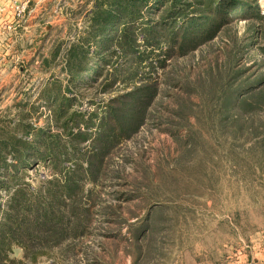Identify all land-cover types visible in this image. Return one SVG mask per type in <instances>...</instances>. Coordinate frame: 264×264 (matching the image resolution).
<instances>
[{"label": "rangeland", "instance_id": "rangeland-1", "mask_svg": "<svg viewBox=\"0 0 264 264\" xmlns=\"http://www.w3.org/2000/svg\"><path fill=\"white\" fill-rule=\"evenodd\" d=\"M97 1L0 0V140H28L36 152L25 167L8 151L0 154L8 164L1 179L16 171L35 187L86 165L81 153L98 134L99 114L134 88L121 74L110 83L103 75L83 86L70 80V54L88 46ZM258 2L260 16L225 20L185 55L176 47L170 58L155 50L147 61L154 67L144 68L158 86L150 115L106 155L97 182L84 178L93 190L85 233H70L50 255L25 264H264V99L246 94L249 86L264 93V0ZM56 93V104L70 99L64 118L79 117L70 129L56 120ZM70 131L90 139L77 143ZM52 134L66 150L61 165L40 159L37 142ZM13 257L22 258L21 250Z\"/></svg>", "mask_w": 264, "mask_h": 264}, {"label": "trees", "instance_id": "trees-1", "mask_svg": "<svg viewBox=\"0 0 264 264\" xmlns=\"http://www.w3.org/2000/svg\"><path fill=\"white\" fill-rule=\"evenodd\" d=\"M258 1H97L92 17L93 26L86 38L88 46L75 45L70 54V80L75 81L77 86H83L103 75L110 83L111 77L121 74L133 81L134 88L112 99L106 104L103 115L99 114L98 134L91 139L90 149L81 153L86 165L80 162L74 170H62V177L40 181L35 187L27 183L24 177H18L16 171L5 174L2 179L0 175V187L5 190L4 199H0V264L36 263L43 256L50 255L51 249L61 245L70 233H85L91 207H87L86 203L92 199L93 190L85 187L84 178L97 182L106 155L121 141L135 135L150 115L149 109L158 86L153 81L155 78L152 79L144 68L154 67L153 62L147 61L155 50L161 51L167 58L175 54V49L185 55L216 36L225 20L249 18L251 13L260 16ZM166 44L168 47L164 49ZM89 46H93L92 51ZM145 47L151 49L147 52ZM255 91L256 88L249 86L246 94L255 95L258 101L264 99L263 92L258 95ZM239 92L237 90L235 96ZM246 94L236 99L239 107L246 103ZM54 96L52 98L56 104L58 94ZM64 98L54 106L53 111L56 120L65 127L70 120L79 121V117L72 115L69 119L64 118L70 105V99ZM70 134L74 135L77 143L82 138L90 139L85 131ZM12 139L0 140V154L8 151L13 158L20 159L24 167L32 160L36 161L33 157L36 152L32 154L29 150L34 149V142L22 140L19 145ZM37 143L45 151L40 154V159L52 156L59 162L57 159L66 154L56 134L45 136ZM29 155L30 159L26 160ZM4 165L8 164L0 156V168ZM13 169L17 170L18 165H13ZM17 248L22 252L20 259L13 257Z\"/></svg>", "mask_w": 264, "mask_h": 264}]
</instances>
